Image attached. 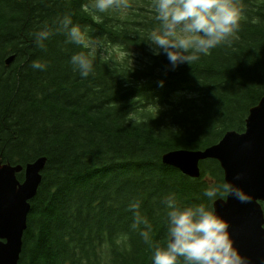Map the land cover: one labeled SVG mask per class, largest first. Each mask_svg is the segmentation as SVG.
Instances as JSON below:
<instances>
[{
  "label": "trees",
  "instance_id": "1",
  "mask_svg": "<svg viewBox=\"0 0 264 264\" xmlns=\"http://www.w3.org/2000/svg\"><path fill=\"white\" fill-rule=\"evenodd\" d=\"M127 2L97 20L82 8L89 0H0V163L46 158L18 264H152L130 204L140 202L151 241L162 244V199L174 194L183 206L212 207L203 192L224 182L215 160L200 162V177L190 179L161 156L243 132L264 96V0H239L244 15L231 43L174 71L149 45L158 28L152 0ZM65 15L95 42L141 55L136 65L100 45L82 78L70 58L89 50L55 31ZM45 26L53 35L42 49L34 33ZM34 61L46 69L34 70ZM16 176L23 181V171Z\"/></svg>",
  "mask_w": 264,
  "mask_h": 264
},
{
  "label": "clouds",
  "instance_id": "2",
  "mask_svg": "<svg viewBox=\"0 0 264 264\" xmlns=\"http://www.w3.org/2000/svg\"><path fill=\"white\" fill-rule=\"evenodd\" d=\"M239 0H152L151 8L158 28L150 34L149 45L155 56L164 55L168 60L166 70L174 71L182 64L197 61L201 56L211 54L220 45L231 43L240 28L244 15ZM127 0H89L82 6L99 20L97 13L113 8H128ZM55 31L63 32L67 42L88 49L71 56L73 71L87 78L94 69L96 42L88 36V27L83 29L74 24L71 15H65L54 22ZM53 35L45 26L34 33L35 43L45 48L44 41ZM34 70L44 71L46 65L34 61ZM159 86H163V81ZM236 179H240L239 176ZM219 194L233 196L241 203L249 202L245 195L231 182L224 181L206 188L203 196L214 201ZM166 209L164 224L167 238L161 244L150 239L152 225L140 215V202L130 204L133 212V228L143 225L140 236L152 247V264H251L234 246L229 224L205 204L183 206L174 194L162 199Z\"/></svg>",
  "mask_w": 264,
  "mask_h": 264
},
{
  "label": "water",
  "instance_id": "3",
  "mask_svg": "<svg viewBox=\"0 0 264 264\" xmlns=\"http://www.w3.org/2000/svg\"><path fill=\"white\" fill-rule=\"evenodd\" d=\"M9 56L5 63H12ZM215 160L224 181L241 190L249 201L231 195L213 201L212 208L229 224L234 246L251 264H264V96L249 110L245 130L228 131L221 140L203 150H173L164 153V165L190 179L200 177V162ZM45 157L21 165L0 163V264H18L27 228L30 201L41 183ZM23 171L20 182L16 174ZM239 176L240 179H236Z\"/></svg>",
  "mask_w": 264,
  "mask_h": 264
},
{
  "label": "rangeland",
  "instance_id": "4",
  "mask_svg": "<svg viewBox=\"0 0 264 264\" xmlns=\"http://www.w3.org/2000/svg\"><path fill=\"white\" fill-rule=\"evenodd\" d=\"M97 45V49H99V46L101 45L102 47L101 50L102 51H109L113 56L115 55L116 60L119 61L123 58H127L128 62L130 65H136L137 60L139 59V57L141 55H139L138 53L134 52L133 50L127 51L119 46H107L104 44H99L98 42H96ZM127 55H129V58L127 57Z\"/></svg>",
  "mask_w": 264,
  "mask_h": 264
},
{
  "label": "bare ground",
  "instance_id": "5",
  "mask_svg": "<svg viewBox=\"0 0 264 264\" xmlns=\"http://www.w3.org/2000/svg\"><path fill=\"white\" fill-rule=\"evenodd\" d=\"M138 185V184H137Z\"/></svg>",
  "mask_w": 264,
  "mask_h": 264
}]
</instances>
